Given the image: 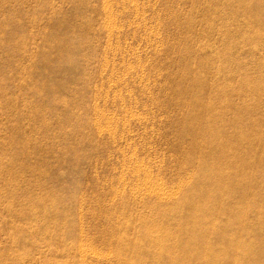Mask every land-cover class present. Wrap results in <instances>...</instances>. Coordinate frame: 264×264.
Instances as JSON below:
<instances>
[{"label":"rangeland","instance_id":"1","mask_svg":"<svg viewBox=\"0 0 264 264\" xmlns=\"http://www.w3.org/2000/svg\"><path fill=\"white\" fill-rule=\"evenodd\" d=\"M257 4L0 0V264H264L261 209L226 210L264 200V164L233 197L212 173L235 187L234 165L264 152ZM192 71L204 98L227 82L235 108L217 94L208 116ZM205 116L225 151L249 130L225 169L206 170L211 146L189 131Z\"/></svg>","mask_w":264,"mask_h":264},{"label":"bare ground","instance_id":"2","mask_svg":"<svg viewBox=\"0 0 264 264\" xmlns=\"http://www.w3.org/2000/svg\"><path fill=\"white\" fill-rule=\"evenodd\" d=\"M107 5V4H105ZM104 6V5H103ZM105 7V6H104ZM136 9V8H135ZM137 10V9H136ZM254 10H255V15H257L258 13H263L264 12V6L262 7L260 4H257V6H254ZM137 12V11H136ZM215 16L214 19L217 18V11H213L212 16ZM264 16V14H263ZM108 17V16H107ZM111 18V17H110ZM108 21V19H107ZM106 21V22H107ZM120 22V21H119ZM109 23V22H108ZM112 23V22H111ZM107 26V24H106ZM113 26V25H112ZM115 26V25H114ZM149 27V26H148ZM109 30V28H108ZM111 30V29H110ZM110 33V32H109ZM108 33V34H109ZM108 36V35H107ZM183 38V37H182ZM111 39V38H110ZM142 39V38H141ZM110 41V40H109ZM109 45V44H108ZM120 53V52H119ZM228 55V52L224 51L222 53V56L225 57ZM221 56V58H222ZM104 62V61H103ZM129 63V62H128ZM131 63V62H130ZM193 76V83L194 86L196 87V95L197 98L201 100V102L204 104V106L206 108L209 109V115H212V117L214 116L215 118L217 116H220L219 113H217L216 111L213 110V105L209 103V99L214 96L219 94L220 95V99L223 101V103L226 105L225 108H227L228 110H230L231 108L234 107V104H232V102L228 99L227 95L229 94V92H227V94H225V89L226 86H224L225 84L227 85L228 83L226 82H219L217 83V87H215V91L213 93L212 96L208 97V98H204V95L202 94V87H203V82L201 83V79L199 76V73L196 71H192V75ZM169 84V83H168ZM246 82H244L243 86L241 87V89L246 93L247 91V86H246ZM200 87V90H198L197 88ZM201 91V96L199 97ZM252 94V93H251ZM107 95V94H106ZM246 96H249V94H247ZM215 97V96H214ZM250 98V97H249ZM214 103V102H213ZM251 105H246L244 108H237V113L235 116L229 118L230 123L234 126L236 125V127L238 125H240L242 122H244V114H246L248 116L249 111H252V107H250ZM235 108V107H234ZM243 111V112H242ZM242 112V113H241ZM241 113V114H239ZM107 115V114H106ZM137 117V116H136ZM206 120L204 119H198V118H193L191 120L190 123V129L189 131L196 135H200V139L203 138L204 141L206 142V144L211 146V151L208 154V157L206 158L205 161V168L206 170L209 169V167H215L221 169H225V167L227 168L228 162H229V155H228V151L231 150H236L239 151V149L242 146H245L247 143V139L248 136V131L247 128L243 131L242 134H239V137L235 136H227V144H226V148L227 150H222L221 147H219V145H217V143H219V138H221L222 135L225 134V132H222L220 129H217L215 127V120H212L210 118H207L205 116ZM147 120V119H146ZM99 132V131H98ZM204 142V143H205ZM229 158V159H228ZM264 164V152L262 154V152L260 154H257L254 156L253 162H239L237 164L234 165V175L237 177V184L235 187H231L228 183L224 182V176H222L223 172H212L213 175V179H214V185L213 187L216 186V188L218 189V191L220 192L221 195H229V196H235V191H237L238 193H240L239 190L242 189V185H240L239 183L241 181L246 180L247 178H254V176H252L250 173H248L250 170V168H252V170L258 169L260 168L262 165ZM146 165V164H145ZM125 166V165H124ZM142 166V165H141ZM140 168V167H139ZM136 169V168H135ZM138 169V167H137ZM146 169V168H144ZM122 170V169H121ZM140 170V169H139ZM138 171V170H137ZM137 171L135 170V172L137 173ZM143 171V169H142ZM135 173V174H136ZM150 173V172H148ZM147 173V174H148ZM152 173V172H151ZM150 173V174H151ZM146 176V175H145ZM149 176V174H148ZM144 177V176H143ZM189 177V176H188ZM187 177V178H188ZM121 179V177H120ZM144 179V178H143ZM189 179V178H188ZM187 179V180H188ZM153 180V179H152ZM158 180V178H157ZM151 181V180H150ZM119 182V181H118ZM124 182V181H123ZM137 182V181H135ZM143 182V181H142ZM152 182V181H151ZM150 182V184H151ZM261 180L258 179V183H260ZM147 183V182H145ZM138 185V184H137ZM143 184H141L140 186H142ZM145 185V184H144ZM147 185V184H146ZM149 185V184H148ZM163 185V184H162ZM153 186V185H152ZM179 186V185H178ZM117 187V186H116ZM137 187V186H136ZM164 187V185L162 186ZM147 188V187H146ZM150 188V187H149ZM155 188V187H154ZM158 188V187H157ZM167 189V188H166ZM141 190V189H140ZM164 190V188H163ZM174 190V189H173ZM179 190V188H178ZM132 191V190H131ZM152 191V190H151ZM136 192V190H135ZM161 192V191H160ZM119 193V192H118ZM151 193V192H149ZM155 194V193H154ZM160 194V193H159ZM175 194V192H174ZM120 195V194H119ZM132 195V194H131ZM173 195V194H172ZM168 196V195H167ZM133 197V196H132ZM250 201L247 199V197L243 198L242 200L234 203V205H232V207L226 209L228 212H230L231 214H233V216L235 217V219L242 223L245 221V216H246V212L250 211V210H255L256 209H261V215H259V220L258 223L256 224V227L259 229V235L262 238L259 242L260 246L264 245V200L261 201H257V200H253V202L249 203ZM217 224V223H215ZM243 234L245 235H249V229L248 227H243ZM208 240V239H207ZM174 245V244H173ZM246 247V246H245ZM83 252V251H82ZM213 252V251H211ZM101 254V253H100ZM85 257V256H84ZM227 257V256H226ZM226 257H224L223 259H225ZM204 258L200 259L203 260Z\"/></svg>","mask_w":264,"mask_h":264}]
</instances>
